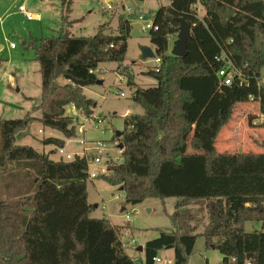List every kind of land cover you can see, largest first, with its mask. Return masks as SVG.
<instances>
[{"label": "trees", "instance_id": "obj_1", "mask_svg": "<svg viewBox=\"0 0 264 264\" xmlns=\"http://www.w3.org/2000/svg\"><path fill=\"white\" fill-rule=\"evenodd\" d=\"M51 1L61 3L58 36L24 42L40 64L41 103L34 111L41 117L29 113L0 122V172L33 163L41 178L37 193L27 202L0 201V264H142L127 254L118 227L90 217L86 157L54 161L18 145V135L34 121L67 140L75 138L77 120L67 116L66 109L73 106L87 117L94 115L97 103L84 91L100 81L97 72L102 65L124 67L133 32L130 20L122 15L116 32L103 24L95 36L77 37L71 33L72 0ZM169 1L153 18L159 31L150 34L161 65L159 72L147 74L157 86L137 88L133 101L143 114L124 118L125 131L119 139L124 162L109 160L108 174L99 179L124 192L127 205L148 199L179 201L171 216L174 231L161 232L146 243L143 264H156L159 254L168 250L174 252L173 264H189L199 237L207 248L219 251L221 264H264V229L249 234L244 228L247 222L264 223V143L258 145L261 152L184 153L193 120L203 113L197 109L210 91L222 87L218 74L229 63L242 75L231 86L238 88L235 104L251 102L253 96L264 116V80L258 83L264 68V0ZM197 5L205 11L202 19L194 9ZM181 18L192 29L185 58L171 55ZM224 55L226 59L219 61ZM60 79L66 83L60 84ZM254 120L252 126L264 124ZM44 145L59 149L65 141L48 138ZM196 204L205 205L208 216L199 234V218L189 209Z\"/></svg>", "mask_w": 264, "mask_h": 264}, {"label": "rangeland", "instance_id": "obj_2", "mask_svg": "<svg viewBox=\"0 0 264 264\" xmlns=\"http://www.w3.org/2000/svg\"><path fill=\"white\" fill-rule=\"evenodd\" d=\"M102 4L103 0H72L70 21L75 24L71 28V33L77 37H93L103 24H107L108 31L116 32L119 16L127 15L120 14L118 10L113 13L106 12L102 8ZM169 4V0H144L143 2L123 0L124 7L131 8L133 11L142 10L148 21L153 20L161 7H167ZM22 6H25L30 13L41 15L43 17L42 26L38 23H29L21 16L19 9ZM197 14L199 19L205 15V11L200 5H198ZM61 17L59 1L0 0V46L4 47L0 50V122L22 119L29 113L35 118L41 117L40 111H34L41 103L40 64L37 61L36 52L26 49L24 42L31 43L32 37L29 36L31 32L33 34L35 32L39 39L34 37L33 39H37V41L57 37L61 26ZM13 21H16L17 24L13 25ZM142 25L136 19L131 21L133 32L127 41L128 52L124 67L120 69L123 73L126 69L128 73L117 72L118 64H104L101 66L102 75H99L104 83L85 89V95L97 103L94 115L87 117L81 112L73 110L72 106L67 108V116L75 118L79 127L75 138L67 140L60 132L44 128L38 121H34L25 132L18 135V145L32 147L40 154L56 155V160L65 161L68 154L72 156L83 154L81 140L101 141L108 149L103 165L107 166L108 162L106 163V161L109 160L118 164L123 163L122 151L119 148L121 144L119 139L121 138H118L117 134L125 131L124 118L143 114V109L133 101L135 92L137 88L151 89L157 86V81L147 74L157 66L155 59L141 60L140 48L151 46L150 34L142 33ZM23 32H27L28 37L22 38ZM134 32H138L140 36H133ZM176 39L177 37L174 42ZM174 42H172L171 51ZM12 45L15 46V49L12 48ZM263 80L264 68L258 83L261 85ZM59 83L65 84L66 81L60 79ZM228 88L218 87L210 91L198 107L197 112H205L206 117L197 115L198 118L193 120L194 129L189 137V146L184 149L185 154L203 153L212 149L222 153L261 152L258 145L264 143V124L252 126L254 119V124L262 123L259 104L249 101L235 104L234 95L238 92V88ZM121 94L124 96L122 97ZM100 119L104 122L101 125L97 123ZM81 125L85 126V134H81L79 131ZM48 138L66 141L67 154L65 157L59 155L56 146L44 145V140ZM86 154V158L90 159L94 151L90 150ZM1 155L0 126V157ZM37 168L32 163L28 170L29 173L26 172L27 169L18 167L21 171L15 175L5 174L4 177L3 174H0V201L7 200L13 205L27 202L28 196L37 193L39 188L38 182L41 181V178ZM97 169V166L91 164L92 172ZM20 177L30 183L24 195L21 196V200L18 201L9 190H5L4 185L12 180L17 181ZM36 179L40 180L37 182L38 184H35L37 187L32 183ZM87 191L88 201L93 206L90 217L107 219L112 225L118 227L127 254L138 263L143 264L145 261V254L139 251L140 247L143 248L147 242L157 239L161 232L172 233L174 231L171 216L176 211L179 202L177 199H148L137 206L127 205L124 192L99 178L88 180ZM28 193L31 194L28 195ZM123 209L126 210L123 211ZM189 209L199 218L196 233H203L208 221L205 205H191ZM127 215L131 216L129 221L126 219ZM244 228L246 233L251 234L262 231L264 223L260 221L247 222ZM132 241L135 244H132ZM159 258L162 260L161 264H173L174 252L173 250L161 252ZM222 260L223 257L219 251L207 248L205 239L199 237L189 258V264H221Z\"/></svg>", "mask_w": 264, "mask_h": 264}, {"label": "built area", "instance_id": "obj_3", "mask_svg": "<svg viewBox=\"0 0 264 264\" xmlns=\"http://www.w3.org/2000/svg\"><path fill=\"white\" fill-rule=\"evenodd\" d=\"M102 8L106 11V12H115L116 10L119 11L120 14L124 13L126 14L127 18L130 20V22L134 19H136L139 23L143 24L142 26V33L144 34H151L152 32H157L159 31V27L155 25L154 20L152 21H148L146 20V17L144 16V13L142 10H136L133 11L131 8H126L123 5V0H103V4H102ZM194 9L197 11L198 10V5L194 7ZM19 12L24 15V17L28 20V21H34V20H38L39 18L37 16H35L32 13H29L25 6L20 7ZM132 16V19H131ZM15 46L12 45V48H14ZM226 59V56L224 55L219 61H224ZM155 63H156V67H155V71L159 72V68L161 65V60L160 59H155ZM100 74H102V70H100L99 72H97ZM219 78L221 79V83L220 85L222 87H231L234 85L236 79L240 78L242 75L239 71H237L234 66L229 63L227 64L224 68H222L219 72ZM121 96L123 97L124 94H121ZM249 100L251 102L255 101V98L253 96L249 97ZM75 109V108H74ZM98 124H103L104 122L100 119L97 121ZM262 123H264V116H262ZM81 128L79 129L81 134H85V126L81 125ZM79 128V127H78ZM78 131V130H77ZM80 144L83 146V154L82 156L87 157V154L90 150L94 151V154L92 156V158L87 159L88 160V179L89 180H95L98 178H101L102 176L107 175L108 173V168L107 166H104V156L107 155V146L104 145L103 142L98 141V142H87L85 139L80 141ZM59 155L61 157H65L66 153L64 148H59L58 149ZM86 154V155H85ZM81 156V157H82ZM75 156H72L70 154L67 155V159L65 161H72L74 159ZM108 161H106L107 163ZM91 164L93 166H97V170L95 172H92L90 170V166ZM103 166V167H102ZM126 219L129 221L131 219L130 215L126 216ZM132 244H135L134 241H132ZM156 264H161L162 260L158 257L155 260Z\"/></svg>", "mask_w": 264, "mask_h": 264}, {"label": "crops", "instance_id": "obj_4", "mask_svg": "<svg viewBox=\"0 0 264 264\" xmlns=\"http://www.w3.org/2000/svg\"><path fill=\"white\" fill-rule=\"evenodd\" d=\"M40 1H45V0H40ZM27 10V9H26ZM30 13V12H29ZM19 14L21 15V16H23L24 17V15H22L20 12H19ZM33 14V13H32ZM34 15L35 16H37L39 19L38 20H34V21H28L25 17V19L29 22V23H38V24H40L41 26H42V23H43V17L41 16V15H39V14H35L34 13ZM1 19V18H0ZM12 24L13 25H15V24H17V22L16 21H13L12 22ZM41 30H42V27H41ZM27 32H23V34H21V37L22 38H25V37H28V33L26 34ZM29 36H31L32 38L34 37V38H38L37 37V35L35 34V32H34V34L31 32V33H29ZM39 39V38H38ZM37 40V39H36ZM149 47H151L152 48V46H149ZM4 47H2V46H0V50H2ZM13 49H15V47L13 48ZM102 70V69H101ZM102 72H103V70H102ZM117 72H119V73H122L123 74V72H122V70H120V67L118 66V69H117ZM102 75V74H101ZM100 79V78H99ZM100 81H101V79H100ZM103 83H104V81H102ZM99 85V84H98ZM134 85H135V87L137 86L136 84H135V82H134ZM20 92V91H19ZM72 109L73 110H75L74 109V107L72 106ZM66 112H67V109H66ZM205 112H203L202 113V115H201V117L202 116H204L205 114H204ZM67 115V114H66ZM38 119V118H37ZM55 139H57V138H55ZM60 140H64V139H60ZM65 141V140H64ZM66 141H65V146H64V150H65V153H66ZM67 154V153H66ZM75 156H82V154H76ZM56 155H54V156H50V159L51 160H54V161H59V160H56ZM32 165V164H27V163H23V164H21L19 167H21V168H25V169H27V173H29V169H30V166ZM21 171V169L20 170H17V171H13V172H10V173H3V172H0V174H3L4 175V177L6 176V175H15L16 173H19ZM6 174V175H5ZM35 182H32L33 184H34V186H36L37 187V185H35V184H38V183H40V182H38V181H40L39 179H36V180H34ZM38 182V183H37ZM4 183H6V182H4ZM29 181H27L25 178H23V177H20L17 181H14V180H12L10 183H8V184H6V185H4L5 186V190H9L10 191V193L11 194H13V196H15V199H17L18 201L19 200H21V196H23L24 195V193L26 192V190H27V186L29 185ZM34 189H35V187H34ZM31 193H28V195H30ZM33 193L30 195V196H28V198L29 199H31L32 197H33ZM3 201H7V200H3ZM8 202V201H7ZM89 202V201H88ZM90 204V203H89ZM91 205V204H90ZM91 216V215H90ZM114 227H116L115 225H113Z\"/></svg>", "mask_w": 264, "mask_h": 264}, {"label": "water", "instance_id": "obj_5", "mask_svg": "<svg viewBox=\"0 0 264 264\" xmlns=\"http://www.w3.org/2000/svg\"><path fill=\"white\" fill-rule=\"evenodd\" d=\"M135 1L143 2L144 0H135ZM179 24H180L179 32L177 35V39L173 44L171 55L173 57L185 58L188 56V44L192 40V29L190 25L188 24V22L183 18L179 19ZM133 36L138 37L140 36V34L138 32H134ZM140 51H141L142 61H147L149 59H152V60L156 59V54L153 48L145 46V47H141ZM97 84L102 85L103 82L99 81ZM117 137L120 138L121 133H118ZM119 148L120 150H123L124 146L120 144ZM139 251L142 252L143 248L140 247Z\"/></svg>", "mask_w": 264, "mask_h": 264}]
</instances>
